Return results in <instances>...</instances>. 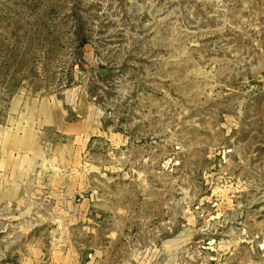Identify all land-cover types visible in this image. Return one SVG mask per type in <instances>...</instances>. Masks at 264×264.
Wrapping results in <instances>:
<instances>
[{"label": "rangeland", "instance_id": "obj_1", "mask_svg": "<svg viewBox=\"0 0 264 264\" xmlns=\"http://www.w3.org/2000/svg\"><path fill=\"white\" fill-rule=\"evenodd\" d=\"M0 264H264V0H0Z\"/></svg>", "mask_w": 264, "mask_h": 264}]
</instances>
